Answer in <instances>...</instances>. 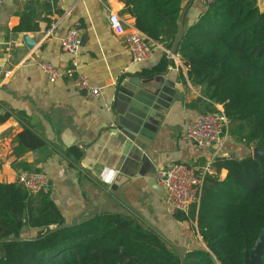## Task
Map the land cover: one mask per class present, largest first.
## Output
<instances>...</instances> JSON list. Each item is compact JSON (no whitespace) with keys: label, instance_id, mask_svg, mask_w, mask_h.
Masks as SVG:
<instances>
[{"label":"crops","instance_id":"0c3cea01","mask_svg":"<svg viewBox=\"0 0 264 264\" xmlns=\"http://www.w3.org/2000/svg\"><path fill=\"white\" fill-rule=\"evenodd\" d=\"M25 3L31 4L39 29L14 33L11 29ZM257 3L263 7V0ZM184 7L185 29L206 4L183 0ZM123 9L120 0L0 1V182H16L20 172H40L47 178L50 198L66 223L91 202L92 210L83 215L108 212L130 216L183 256L205 245L196 222L176 219L166 205L160 173L174 163L199 166L212 152L200 150L183 138L185 126L207 112L203 88L187 80L186 66L176 53L169 59L161 43L156 42L148 60L132 62L121 37L108 23V13L113 11L133 25V17ZM74 24L81 29L79 71L99 89L97 97H86L66 74L72 57L61 49L60 38ZM10 39L18 42L7 57L5 48ZM162 55L170 64L152 78L165 88L164 100L154 105L159 111L148 114V120L138 114L150 109L143 102L135 101L137 107L126 106L122 100L115 102L116 84L135 81L133 77H140L139 72L157 64ZM38 61L51 63L61 75L49 82ZM198 99L200 102L189 107ZM213 106L223 115L220 104ZM134 121L138 135H123V125ZM25 128L42 138L45 145L35 150L18 146L17 137ZM250 149L253 152L254 148ZM248 151L228 134L223 155L241 157ZM225 174L221 169L215 175L222 179ZM263 236L258 241L262 242ZM248 261L249 256L244 264Z\"/></svg>","mask_w":264,"mask_h":264},{"label":"trees","instance_id":"16d2710c","mask_svg":"<svg viewBox=\"0 0 264 264\" xmlns=\"http://www.w3.org/2000/svg\"><path fill=\"white\" fill-rule=\"evenodd\" d=\"M120 1L135 28L178 54L187 80L203 88L205 110L218 113L213 105L220 104L227 133L249 148L241 157H216L213 166L226 171L224 178L207 175L198 204L187 214L174 211L176 219L196 222L205 248L178 256L134 218L108 212L83 215L46 234L65 222L49 190L31 193L0 182V238H35L1 243L0 264H244L264 232V0L262 8L257 0H210L178 42L183 0ZM31 7L25 3L12 32L39 29ZM169 64L162 55L140 78L161 74ZM17 141L26 150L45 145L28 128ZM250 147L260 151L257 158Z\"/></svg>","mask_w":264,"mask_h":264},{"label":"built area","instance_id":"2783aa9c","mask_svg":"<svg viewBox=\"0 0 264 264\" xmlns=\"http://www.w3.org/2000/svg\"><path fill=\"white\" fill-rule=\"evenodd\" d=\"M200 1L204 4L210 2V0ZM108 23L112 32L121 37L124 47L131 55L132 62L142 63L152 56L156 41L149 39L134 25L125 23L113 11L108 13ZM80 30L78 24L70 26L60 38V47L72 57L71 67L66 70V74L73 78L75 88L82 91L86 97L93 98L99 95V89L89 84L87 78L79 71L77 63L81 43ZM17 42L16 39L6 42L7 57L12 55ZM164 53L169 59L175 56L172 49L165 48ZM176 56L179 60L178 54ZM37 66L47 76L49 82H54L61 75L59 69L47 61H38ZM226 125L223 115L204 112L185 126L183 138L193 141L200 150H211L212 152L199 166L174 163L160 173L164 200L172 211L187 213L191 205L198 204L205 177L215 175L218 171L213 166L216 157L233 158V156L223 155L222 152L228 136ZM16 183L31 193L48 189L47 178L42 173L35 171L20 172L16 177Z\"/></svg>","mask_w":264,"mask_h":264},{"label":"water","instance_id":"95a60500","mask_svg":"<svg viewBox=\"0 0 264 264\" xmlns=\"http://www.w3.org/2000/svg\"><path fill=\"white\" fill-rule=\"evenodd\" d=\"M185 7L181 10L179 19H178V35L176 37V41H180L181 36L183 34L184 28H183V18L185 14ZM29 44V42H28ZM135 81H128L127 84L126 82L122 84V81H118L116 84V90H115V102L122 100L126 104V106L131 104L134 107H137L135 105V101L143 102L147 107L150 109L147 111L144 110L142 112H139V116L143 118H148V114H153V111H159V109H155L154 105L155 104H160L161 100H164L163 93L165 92V88L160 85L159 80H154L152 77L151 78H136L133 77ZM157 83V86L155 85ZM129 85V86H128ZM137 87V88H136ZM140 96H144L146 99H142ZM136 121L133 122V124H124L123 125V135L125 136H130V137H136L138 135V123L135 124ZM260 154V151L257 148H254L253 150V157L257 158L258 155ZM92 210V203L90 202L88 204L87 209L81 211L72 222L66 223L63 222L59 225L51 227L46 234H49L51 232H54L58 229L65 228L72 226L76 220H78L83 214L90 212ZM25 223V221H23ZM264 234V232L262 233ZM261 234V235H262ZM260 235V236H261ZM259 236V237H260ZM35 238H30V237H16V238H0V244L1 243H8V242H19V241H26V240H34ZM259 238L257 239L254 247L251 249L249 253V261L246 264H262L261 260V253L263 250V241H258ZM264 240V236H263ZM258 242V243H257ZM212 259L214 257L210 255ZM247 257V256H245ZM245 262V259H244Z\"/></svg>","mask_w":264,"mask_h":264}]
</instances>
